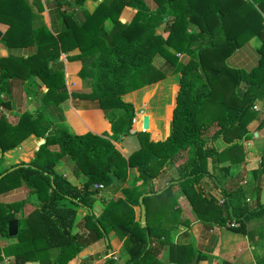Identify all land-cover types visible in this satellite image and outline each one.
I'll return each instance as SVG.
<instances>
[{
    "label": "trees",
    "instance_id": "obj_1",
    "mask_svg": "<svg viewBox=\"0 0 264 264\" xmlns=\"http://www.w3.org/2000/svg\"><path fill=\"white\" fill-rule=\"evenodd\" d=\"M155 1L157 8L149 12L143 0H105L80 24L83 32L96 40L104 34L102 21L105 17L118 27L119 9L124 4L136 9L132 19L120 28L118 35L109 39V43L98 49L87 44L85 48H89L91 54L81 63L77 73L89 85V91L81 95L97 101L111 124L110 136L90 132L69 134L63 124H54L49 129L48 120L39 110L24 111L15 123L9 124L0 111L1 153L30 134L43 138L29 161L0 169V174L3 173L0 183L5 177L13 179L10 185L0 184V193L21 186L27 189V195L20 200L0 202V236L8 237L7 221L17 220L15 241L1 248L4 256H13L11 264H23L25 260H36L38 264H66L83 247L104 238L107 240L105 249L110 251L108 235L111 230L122 239L121 247L127 255L119 264H162L155 257L162 246L169 243L171 231L189 223L182 215L178 196L188 201L196 219L239 233L243 232L247 220L264 213V201L259 202L258 197L259 182L264 175V150L258 152L259 163L250 172L254 191L252 204L247 203L249 195L240 187L230 192L221 188L222 201L216 205L196 187L202 176H211L220 186V181L201 164L206 157L227 161L219 167L221 177L236 171L247 153L237 143L229 141L244 136L247 124L260 112L264 114V32L261 25L264 1ZM10 3V0H0V8L5 6L4 14L8 16ZM5 22L10 30L15 27L12 21ZM254 35L260 41L257 63L249 70L228 65L226 59L235 48ZM49 42L55 43V53L49 57L39 53L24 62L29 74L39 76L46 85L44 98L59 102L66 98L65 91L61 90L62 70L49 68L47 64L50 58L57 59L56 39L37 44L41 48ZM24 43L16 41L13 44ZM83 47L80 45V53L84 52ZM61 49L67 52L71 48L62 42ZM177 53L185 55L186 59L180 60ZM78 56L68 55L66 59ZM156 60L162 64L155 66ZM166 73L177 74L168 135L154 140L148 132L130 133L134 111L131 103L124 102L121 96L164 78ZM240 83L245 86L242 90L238 88ZM11 85L0 59V106L4 109H9ZM53 92L58 94L55 98L51 97ZM256 100L261 101L259 111L252 110ZM115 109L120 110V114L114 116L111 111ZM263 125L264 115L257 127ZM130 134L136 136L137 147L123 155L112 141L119 142ZM217 139L226 146L218 149ZM180 158L182 160L173 166ZM58 163L69 166L73 178L55 170ZM129 170L134 171L132 184L120 186V196L106 198L100 193L103 188L115 189V184L122 183ZM139 196H142L144 208L143 227L139 213L136 217L133 209H139ZM31 200L35 208L20 215L23 205ZM96 201L101 203L97 214L92 209ZM79 207L86 212L78 222L79 231L72 232ZM179 249L183 250L185 262L194 258L195 264L200 257L191 243ZM170 258L175 261L171 255ZM115 259L114 256L106 262L114 264L112 260ZM256 264H264V257Z\"/></svg>",
    "mask_w": 264,
    "mask_h": 264
},
{
    "label": "crops",
    "instance_id": "obj_2",
    "mask_svg": "<svg viewBox=\"0 0 264 264\" xmlns=\"http://www.w3.org/2000/svg\"><path fill=\"white\" fill-rule=\"evenodd\" d=\"M103 1L105 0H10L11 3L8 4L7 7L9 9V16L4 14L6 11L5 6L0 8V59L3 70L8 73L12 84L8 95L9 109H6L7 113L11 112L12 114L19 115L24 111L34 113L39 110L42 116L48 120L49 129H51L54 124H63L69 134L90 132L100 136H110L111 124L105 117L104 112L99 108L97 101L81 95L89 91V85L88 82L81 79L77 73L81 67V63L91 54L89 53L90 51H88L89 48H85L87 44L91 43L90 47L92 49H98L103 44L109 43V39L118 35L120 28L132 19L136 9L124 4L119 9L117 15L118 27H116L109 17H105L102 21L104 34L100 32L102 35H99L96 40H93L83 32L80 28V24L84 22L86 16L91 14L96 6ZM143 2L149 12L157 8L155 0H143ZM261 16H264V13H261ZM2 20L12 21L15 27L10 30L9 24ZM51 38L56 39L57 59L52 60L50 58L47 64L49 68L62 70L63 88L61 90L66 93V98L59 102L52 100L48 101L44 98L47 92L46 85L39 76L29 74L30 71H28V66H26L24 62L29 57L39 53H43V55H47L48 57L52 52L55 53V43L50 44L49 42V44H45L43 47L41 46V48L40 45L37 44V42L44 43L46 40L50 41ZM16 41H25V43L16 46L13 44ZM61 41L64 42L66 47L71 49L67 52L62 51ZM259 43L260 41L255 35L249 36L235 48L232 54L226 59V63L232 67L249 70L257 63V47ZM80 45L84 46V52L80 53ZM77 54L79 55L78 58L66 59L68 55L72 56ZM177 56L182 61L186 59V56L183 54L177 53ZM38 61L40 62L41 60ZM161 64L160 60L154 61L155 66ZM166 78L171 79L170 94H172L171 97L173 96V99L165 105L162 111H155V113L150 115L142 114L143 119L148 121V129H151L156 134L152 136L154 140H162L169 133L170 110L174 104V95L176 91V86L173 85H177V74L169 75L166 73L164 78L144 84L142 87L121 96V99L126 102V99L131 98L136 90H141L142 94L140 101H143L144 98L147 100L151 95L150 90L155 86L159 88V84ZM172 86L174 88H172ZM244 87V83H240L238 88L242 90ZM57 95V92H53L51 97L55 98ZM253 108L259 111L261 108V101L256 100L253 104ZM117 111L119 110L115 109L112 110L111 113L116 116L118 115ZM167 111L169 112L168 117L166 116ZM263 115L264 114L260 112L259 116L262 117ZM134 125L135 124H133V126ZM141 126L143 128L142 124ZM255 127H257L256 119L251 120L247 124L246 129L250 131ZM260 128L257 127V130L253 131V134L256 133L254 136L257 137L259 135ZM248 131L246 134H249ZM37 138L42 139L41 137L30 134L22 140L17 147L15 146L5 151V158L9 157L6 163H10L11 160L12 162H16L17 158L19 159L18 162H24L25 158L22 156L23 151L29 152L27 156L30 155V157H32L33 152L38 147L35 145H38L39 140H35V145L33 143L34 139ZM124 138H129V136L122 137L121 141H119L120 145ZM131 141L130 139L129 144ZM112 143L119 149L117 147L118 143L114 141H112ZM134 143L136 144V142ZM129 144H127L129 148L128 152L137 147V145L134 147V145L131 146ZM31 148L33 149L31 150ZM122 148L125 152V147ZM125 154H127V151L123 155ZM259 160V153H253L251 151L240 161L234 173L221 177V172L218 170L216 175L222 180V185L217 186L218 193L220 194L221 188H224L227 192L236 190V188L231 187V182L236 185L244 182L249 189L242 186H240V188L245 190V193L249 195L250 199L248 202L252 204L254 202V191L252 190L253 182H250V172L258 165ZM1 167L6 168L7 166H5L3 162ZM56 167L64 176L73 178L69 166L61 164ZM241 175L244 176V180H241ZM207 189L210 188L207 187ZM259 191V202H263L264 175L259 182ZM204 196L206 197V195ZM210 197L211 195L209 192L208 198ZM22 198H24V195L21 187L0 194V201L2 202H12ZM220 198L222 197L219 195L218 202ZM177 199L183 217L189 220L188 216H184V206L187 204L189 209V207L191 208L190 204L187 203L188 201L183 196H178ZM99 207L100 206H98V209ZM24 209L25 207L22 208V211ZM133 209L137 217L139 209L138 207H133ZM85 212L83 208L79 207L76 209L74 225L71 229L72 232L79 231L78 222ZM26 213L27 212H23L22 215ZM242 228L243 232L239 233L213 222L192 219L186 226H178L171 231L169 243L162 246V249H160V252L155 258L162 264H193L194 258L189 262H185L183 250L179 249V246L191 243L195 249L200 252V257L195 264H256L258 260L264 257V213L247 220ZM14 241V237L3 238L0 236V242H2L0 244V264H11L13 256H4L1 253V248L3 245ZM110 242V251L105 249L104 245L106 242L104 243V240L102 242V240L99 239L83 247L73 258L68 260L66 264H108L106 262V260L109 259L106 257L108 252H112L116 257L115 260H112L114 264L123 262L127 258V255L121 247L122 239L113 238ZM170 247L171 252L169 251ZM170 255L172 258H175V261L169 258ZM23 264H38V262L36 260H25Z\"/></svg>",
    "mask_w": 264,
    "mask_h": 264
},
{
    "label": "rangeland",
    "instance_id": "obj_3",
    "mask_svg": "<svg viewBox=\"0 0 264 264\" xmlns=\"http://www.w3.org/2000/svg\"><path fill=\"white\" fill-rule=\"evenodd\" d=\"M173 75H175V74H173ZM170 78H166V79H164L163 81H162V83H160L159 84V88L157 87V86H155L154 88H152L151 90H150V93H151V95L149 96V98L147 99V100H145V98H144V100L142 101H140V97H141V94H142V91L141 90H136L135 91V93H134V95L131 97V98H129V99H126L127 101L126 102H130L131 104H132V106H133V111H134V117H133V119H132V123H131V126H130V129H129V132L131 133V132H134V131H136V132H140V131H144V132H148L149 134H150V136H151V138H153L152 137V130L151 129H148V126H147V122L148 121H146L145 119H143V115L142 114H144V115H146V114H153V113H155V111L157 112V111H159V110H164V107H165V105L168 103V102H170V100L171 99H173V96L171 97V95L172 94H170ZM173 86H175V84L173 85ZM172 86V88H174ZM141 102V103H140ZM145 102V103H144ZM169 107V106H168ZM168 110V109H167ZM252 110H255V108H253ZM0 111H2L3 112V114H4V116H5V119L7 120V122L9 123V124H13V123H15L16 122V120H17V118H18V114H12L11 112L10 113H7V111H6V109H4L2 106H0ZM118 112V114H120V110L119 111H117ZM168 111H167V117H168ZM7 116V117H6ZM261 117L259 116V115H257V117H255L254 119H256V121H257V123H258V121H259V119H260ZM168 119V118H167ZM253 119V120H254ZM167 121V120H166ZM136 122V123H135ZM133 124H135L134 126H133ZM139 124V125H138ZM141 124L143 125V127H146V128H142V126H141ZM167 125V124H166ZM264 126V125H263ZM213 128L214 127H212V129L211 130H209V131H207V134H209V132H211L212 130H213ZM133 130V131H132ZM254 130H257V127H255L253 130L251 129L250 131H248L247 129H246V132L248 131L249 132V134H245L244 136H241V137H239V138H234V139H231L230 141H229V143H232V142H235V143H237V145H239L243 150H244V152H246L247 154L249 153V152H253V153H258L259 151H261V150H263L264 149V127H262V128H260L259 129V135L256 137V136H254V134H253V131ZM155 133V132H154ZM156 135V134H155ZM127 136H129V138H124L123 140H122V144L120 145L119 144V142L118 141H115V143H118L117 144V147L119 148L118 150L121 152V153H125L126 151H127V153H128V150H129V148L127 147V144H129V140L131 139L132 141L130 142V144L129 145H134V147H136V145H137V138H136V136L135 135H132V134H130V135H127ZM158 136V135H157ZM164 136V135H163ZM162 136V137H163ZM124 137H126V136H124ZM26 138V137H25ZM25 138H23L22 140H24ZM43 139V138H42ZM21 140V141H22ZM35 140H40V139H34V141H33V143L35 142ZM20 141V142H21ZM20 142H18V144L20 143ZM134 142H136V144L134 143ZM228 143V144H229ZM18 144H16L15 146L17 147V145ZM114 144V143H113ZM215 144H216V146H217V148L218 149H222L223 147H225L226 146V144H224L222 141H220V140H216L215 141ZM34 145H35V143H34ZM35 146H38V145H35ZM130 146V147H131ZM116 147V146H115ZM122 147H125V149H126V151L124 152L122 149ZM121 148V149H120ZM33 148H31V150H32ZM4 153L5 152H2L1 153V156H0V169H1V166H2V163L4 162L5 163V166H7V167H9V166H11V165H13L14 163H17L18 161H19V159L17 158L16 160V162H12V160H11V162L10 163H6L8 160H9V157L8 158H5L6 156L4 155ZM29 152H26V151H23V154H22V156L25 158V160H24V162H27V161H29L31 158H33L34 157V152H33V156L32 157H30V155L29 156H27V154H28ZM8 154V153H7ZM182 157H184V155H181V158ZM5 158V159H4ZM176 159L175 161H174V163H173V166H174V164L175 163H178V162H180L182 159ZM255 161V160H254ZM227 163V161H224L223 159H221V158H217V159H213V158H207L206 157V159L205 160H203L202 162H201V164H202V166H203V168H205V169H207L208 170V172H210V174L211 175H213L214 176V178H216V180L217 181H220V186L222 185V180H220L219 179V176H217L216 174H217V172H218V170H219V167L221 166V165H223V164H226ZM61 163H58L57 165H60ZM55 170H57V171H59V169L57 168V167H55ZM166 171H168V167H166ZM134 175V171L133 170H129V172H128V175H127V177L122 181V183H117V184H115V189H111V188H103V189H100V193H102V195L103 196H105L106 198H108V197H110V196H120L121 195V190L119 189L120 188V186H131V178H132V176ZM243 175H241V180H244V176L242 177ZM163 177V176H162ZM13 183V179L11 178V177H9V178H7V177H5L4 179H3V181L0 183L1 185H10V184H12ZM231 184H232V186L231 187H233V188H238V187H240V186H242V187H244V188H246L247 187V185H245V183L244 182H242L241 184H234L233 182H231ZM237 186V187H236ZM196 187L201 191V193L203 194V195H206V197L208 198V195H209V192H210V195H211V197H212V199L214 200V202L212 201V203L213 204H215L216 205V203L218 202V198H219V195L222 197V194H221V192H220V194L218 193V191H217V185L215 184V182L212 180V178H211V176H202V178L199 180V182H198V184L196 185ZM207 187H209L210 189H207ZM226 187H227V185H226ZM251 188V187H250ZM21 189H22V191H23V195L24 196H26L27 195V189L25 188V187H22L21 186ZM247 189H249L248 187H247ZM1 194V193H0ZM2 194H3V192H2ZM113 194H115V195H113ZM247 199H248V201H249V199L250 198H248L247 197ZM33 200V199H32ZM31 200V202L30 201H28V202H26L24 205H23V207H25V209L22 211V208H21V210L19 211L20 212V215H22L23 214V212H27L26 214H28L33 208H35L34 207V203H32L33 201ZM247 201V203H251V202H248ZM0 202H2V201H0ZM187 202V201H186ZM2 203H5V202H2ZM8 203V202H7ZM188 203V202H187ZM98 206H100L99 207V209H98ZM100 208H101V203L99 202V201H96L95 202V204L93 205V212L95 213V214H97L98 213V211L100 210ZM184 216H188L189 217V222L193 219V220H195L196 219V216L194 215V213L192 212V210H191V208L189 207V209H188V206H187V204H185V206H184ZM2 237V236H1ZM3 238H13V237H4L3 236ZM113 238H117L116 237V234L111 230V231H109V235H108V239L109 240H111V239H113ZM107 241V240H106ZM3 242V241H2ZM2 242H0V244L2 243ZM102 242H103V239H102ZM104 243H105V239H104ZM105 246V245H104ZM162 249V248H161ZM160 252V251H159ZM158 252V253H159ZM1 253H2V251H1ZM185 257V256H184ZM169 258H170V256H169ZM38 262V261H37Z\"/></svg>",
    "mask_w": 264,
    "mask_h": 264
},
{
    "label": "water",
    "instance_id": "obj_4",
    "mask_svg": "<svg viewBox=\"0 0 264 264\" xmlns=\"http://www.w3.org/2000/svg\"><path fill=\"white\" fill-rule=\"evenodd\" d=\"M254 135H256V133H254ZM42 142H43V139H40L38 142V145L41 144ZM0 156H1V152H0ZM9 169H11V168H9ZM1 175H3V173L0 174V177H1ZM141 197L142 196H139V198H138V201H139V221H140V226L143 227V226H145V217H144L143 204L141 203ZM6 231H7L8 237H14L17 234V220L16 219H10L7 221ZM105 242H107L106 239H105Z\"/></svg>",
    "mask_w": 264,
    "mask_h": 264
},
{
    "label": "built area",
    "instance_id": "obj_5",
    "mask_svg": "<svg viewBox=\"0 0 264 264\" xmlns=\"http://www.w3.org/2000/svg\"><path fill=\"white\" fill-rule=\"evenodd\" d=\"M261 25H262V31L264 32V16H262V22H261ZM99 187H101V185H98ZM222 201V199L220 200V202ZM233 223H230V226H232ZM106 257L108 258H113L114 259V256H113V253L112 252H108L106 254Z\"/></svg>",
    "mask_w": 264,
    "mask_h": 264
}]
</instances>
